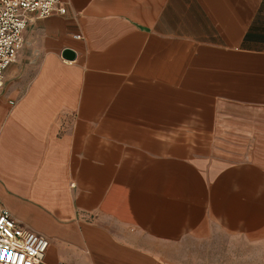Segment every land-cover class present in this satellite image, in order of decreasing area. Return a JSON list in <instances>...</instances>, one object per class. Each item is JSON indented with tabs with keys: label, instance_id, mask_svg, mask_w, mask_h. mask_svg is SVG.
I'll list each match as a JSON object with an SVG mask.
<instances>
[{
	"label": "crops",
	"instance_id": "obj_1",
	"mask_svg": "<svg viewBox=\"0 0 264 264\" xmlns=\"http://www.w3.org/2000/svg\"><path fill=\"white\" fill-rule=\"evenodd\" d=\"M63 1L0 87V201L37 264H257L264 0Z\"/></svg>",
	"mask_w": 264,
	"mask_h": 264
},
{
	"label": "built area",
	"instance_id": "obj_2",
	"mask_svg": "<svg viewBox=\"0 0 264 264\" xmlns=\"http://www.w3.org/2000/svg\"><path fill=\"white\" fill-rule=\"evenodd\" d=\"M67 13L63 0H0V87L5 73L24 43L31 16ZM79 36V35H77ZM49 239L22 226L0 201V264H37L48 249Z\"/></svg>",
	"mask_w": 264,
	"mask_h": 264
},
{
	"label": "rangeland",
	"instance_id": "obj_3",
	"mask_svg": "<svg viewBox=\"0 0 264 264\" xmlns=\"http://www.w3.org/2000/svg\"><path fill=\"white\" fill-rule=\"evenodd\" d=\"M256 253H257V264H264V257L261 255L264 254V245L258 244L255 248ZM262 253V254H261Z\"/></svg>",
	"mask_w": 264,
	"mask_h": 264
},
{
	"label": "water",
	"instance_id": "obj_4",
	"mask_svg": "<svg viewBox=\"0 0 264 264\" xmlns=\"http://www.w3.org/2000/svg\"><path fill=\"white\" fill-rule=\"evenodd\" d=\"M64 55L66 56V57H69V58H73V56H74V51L72 50V49H66L65 50V52H64Z\"/></svg>",
	"mask_w": 264,
	"mask_h": 264
}]
</instances>
